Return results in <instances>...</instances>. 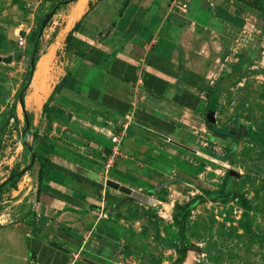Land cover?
Instances as JSON below:
<instances>
[{"label": "crops", "instance_id": "1", "mask_svg": "<svg viewBox=\"0 0 264 264\" xmlns=\"http://www.w3.org/2000/svg\"><path fill=\"white\" fill-rule=\"evenodd\" d=\"M78 2L64 4L58 27L44 30L42 38L49 41L38 60L46 57L44 79L50 81L42 101L34 108L26 98L33 73L23 97L35 135L36 161L30 172L36 236L28 233L25 222L0 225V264H88L82 259L91 260L81 255L83 236L72 232L75 224L70 220L81 217L83 228L108 204H122L128 196L106 187V180L142 194L175 183L176 178L161 182L171 167L177 173L184 168V151L169 141L184 146L206 132L211 92L229 70L227 47L238 30L246 32L242 28L249 14L238 6L263 4L84 0L77 17L73 13ZM64 77L63 86L56 89ZM113 136L119 138L116 154ZM70 165L96 174L98 180L75 173ZM38 170L43 179L37 200ZM47 229L59 233L55 236ZM62 233L68 237L61 238Z\"/></svg>", "mask_w": 264, "mask_h": 264}, {"label": "rangeland", "instance_id": "2", "mask_svg": "<svg viewBox=\"0 0 264 264\" xmlns=\"http://www.w3.org/2000/svg\"><path fill=\"white\" fill-rule=\"evenodd\" d=\"M62 1L0 0V57H12L10 63L0 62V183L22 173L14 186L0 192V225L25 222L28 233L35 236L37 221L31 211L35 186L31 167L27 169L32 165L21 141L24 137L35 156L34 137L32 128L23 131L17 98L32 55L37 61L49 41L42 38L44 30L58 27L65 5L57 7L37 37L41 23L54 4ZM262 2L261 8L238 6V11L253 18L246 17L247 27L242 28L246 32L238 30L227 47L229 70L211 92L216 101L211 118L206 111V132L198 134L195 143L184 142L199 153L182 148L184 158L179 159L184 168L177 173L171 167L161 180L177 181L144 193L154 200L152 205L129 197L120 206L108 204L99 210L83 228L78 223L81 217L71 219L72 232L83 236L82 257L97 264H264ZM20 32L25 33L22 47L17 44L23 38ZM45 60L44 56L37 61L42 63L41 78ZM181 173L184 178L178 176ZM184 230L187 241L183 244Z\"/></svg>", "mask_w": 264, "mask_h": 264}, {"label": "water", "instance_id": "3", "mask_svg": "<svg viewBox=\"0 0 264 264\" xmlns=\"http://www.w3.org/2000/svg\"><path fill=\"white\" fill-rule=\"evenodd\" d=\"M73 0H65V1H62V2H57L53 9L44 17L42 23H41V26L37 32V37H39L42 33V30L43 28L45 27L47 21L49 20V18L51 17V15H53V12L57 9V7H59V5H64V4H68L70 2H72ZM19 36L20 37H25V33L24 32H20L19 33ZM12 61V57L9 55V56H6V57H0V62H3V63H10ZM29 68H30V74L32 75L33 71H34V63H33V60L31 59L30 62H29ZM19 105L21 107V110H22V114H23V121H24V124H25V127L23 129V131H25L28 127V120H27V117L26 115L24 114V107H23V100H22V97H19ZM209 116L211 118V115L213 114V107H211L209 109ZM133 127L143 131V132H146V133H149V134H152L160 139H163V140H167L169 141L166 137L162 136V135H159L157 133H154L142 126H139L135 123H132L131 124ZM23 134V133H22ZM171 143H173L174 145H177L178 147H181L183 149H186V150H190L189 148L181 145V144H178L174 141H169ZM24 146L28 149L29 153H30V162H31V165L34 161V154H33V151H32V148L24 141ZM31 166H29L27 169H30ZM70 169H72L75 173L77 174H80L86 178H89L91 180H98V176L92 172H89L81 167H78V166H75L73 167L72 165L69 166ZM231 174V173H230ZM7 179H5L2 183H0V187L4 186L5 183H6ZM105 186L110 188V189H113V190H116V191H119L120 193L128 196V197H131L137 201H140V202H143V203H146V204H149V205H152L154 203V200L149 198L148 196L140 193V192H136V191H132L131 189L127 188V187H124L122 185H119L118 183L114 182V181H111V180H106L105 181ZM52 245V244H51ZM54 248L60 250V251H65L63 250L62 248L58 247V246H55V245H52ZM83 261L87 262L88 264H95L87 259H82Z\"/></svg>", "mask_w": 264, "mask_h": 264}, {"label": "trees", "instance_id": "4", "mask_svg": "<svg viewBox=\"0 0 264 264\" xmlns=\"http://www.w3.org/2000/svg\"><path fill=\"white\" fill-rule=\"evenodd\" d=\"M57 3V2H56ZM55 3V4H56ZM54 4V5H55ZM33 47L35 48H37V44L36 43H34V45H33ZM35 51H36V49H34V53H35ZM32 60H33V63H34V66H35V64H36V59L34 58V55H32ZM30 78H31V74H30V68H29V64H28V68H27V76H26V81L24 82V84H23V87H22V89H21V93L19 94V96H18V100H19V97H22V100H23V93H24V91L27 89V86H28V83H29V80H30ZM65 81V77L60 81V83L58 84V85H56V89H58L59 87H61V86H63V82ZM51 101V97H49L48 99H47V101L43 104V106H42V109L44 110L45 109V107L47 106V104L49 103ZM215 101H216V97H213L212 99H211V101L210 102H208V105H207V109L209 110L211 107H213L214 106V104H215ZM24 114L26 115V117H27V120H28V127H27V129H26V131H28V130H30L31 129V127H32V120H31V117L29 116V114L26 112V111H24ZM24 127H25V124H23V129H24ZM34 137H35V135H34ZM21 141H22V144L24 145V137L21 139ZM31 147V146H30ZM36 161V158H34V161L33 162H35ZM27 170V169H26ZM22 175V173H15V174H12V175H10L8 178H7V181H6V183H5V185L4 186H2V187H0V192H1V190H2V188L3 187H12V186H14L15 185V183H16V181H17V179L20 177ZM42 179H43V177H42V175H41V171H39L38 170V172H37V191H36V193H37V200H38V197H39V194H40V192H41V182H42ZM45 192V191H44ZM205 193H206V191H204ZM126 198H128V197H126ZM201 200V197H199L198 199H196L195 201H193L192 203H190L189 205H188V207H187V211H191L192 209H193V207L194 206H196V204L199 202ZM41 202H43V203H45V201H41ZM48 230V232H51L53 235H58V233L59 232H55V231H53V230H51V229H47ZM64 233H62V236H61V238H65V237H68V235L67 234H64ZM182 239H183V244L187 241V236H186V232H185V230L184 231H182ZM79 242H77V244H78ZM181 254V251H178V255H180Z\"/></svg>", "mask_w": 264, "mask_h": 264}, {"label": "bare ground", "instance_id": "5", "mask_svg": "<svg viewBox=\"0 0 264 264\" xmlns=\"http://www.w3.org/2000/svg\"><path fill=\"white\" fill-rule=\"evenodd\" d=\"M83 2L84 0H79L77 7L73 13L74 16L78 15L77 13L80 11ZM41 64H42L41 61L37 62V65H36L35 70L33 71V77L31 80V93L28 95V97H26L29 103V106H33L34 108L38 106L40 100L42 101V96L46 93V89L49 84L48 82L50 81L49 78H47V80H45L44 78H41V76H43V70H42Z\"/></svg>", "mask_w": 264, "mask_h": 264}, {"label": "built area", "instance_id": "6", "mask_svg": "<svg viewBox=\"0 0 264 264\" xmlns=\"http://www.w3.org/2000/svg\"><path fill=\"white\" fill-rule=\"evenodd\" d=\"M179 8L180 9H185V5H179ZM24 43H25V40H24V38H20V40L17 42V44H18V46L19 47H22V46H24ZM118 140H119V138L118 137H116V136H113L112 138H111V142H113V143H116L117 145L114 147V150H113V154H116L117 152H118Z\"/></svg>", "mask_w": 264, "mask_h": 264}]
</instances>
